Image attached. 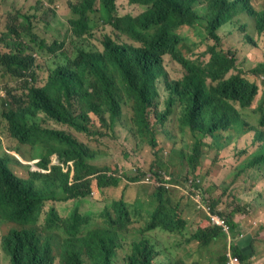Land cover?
Returning <instances> with one entry per match:
<instances>
[{
    "label": "trees",
    "instance_id": "16d2710c",
    "mask_svg": "<svg viewBox=\"0 0 264 264\" xmlns=\"http://www.w3.org/2000/svg\"><path fill=\"white\" fill-rule=\"evenodd\" d=\"M96 1L78 0L70 5L73 10L69 7L74 19L71 22L80 29L73 36L81 40L80 44L70 38L42 37L35 32L30 19L16 18V23L8 18L6 28L0 29L10 39L9 49H0V70L4 76L24 82L21 94L12 96L8 91L4 94L2 116L10 135L31 145L33 155L42 157L37 160L39 166L44 169L49 166L48 173L32 170L34 178H40L44 188L49 184L55 188L54 195L44 199L27 180L15 179L0 155V239L9 258L5 264H54L58 258L59 264H119L115 256L124 248L128 235L133 236L128 264H151L157 253L146 233L155 230L175 235V239L178 236L176 245L186 231L187 244L195 241L200 249H208L221 234H226L231 248H227L225 258L222 253L209 264H228L230 259L248 264L252 255L256 257L254 254L264 261V237L258 230L254 235L237 232L234 223L233 216L247 215L249 206L240 207L235 202L231 209L219 210V201L207 192L206 181L199 178V175L207 177V171L195 175L199 166L217 163L218 152H224L236 135L249 133L251 129L254 132L249 147L254 149L248 151L243 147L234 154L233 179L242 176L247 183L251 171L264 169V89L259 98L260 84H264V55L259 63L243 69L238 63L241 55L222 49L217 33L227 20L245 12L252 16L256 32L263 34L264 9L253 10L249 0H205V13L199 14L195 8L199 0H128L144 7L143 12L119 17L118 0H100L99 10ZM97 11L99 21L119 33L116 38L103 33L98 45L90 41L99 30L91 18ZM198 21L206 32L196 24ZM23 29L28 31L21 34ZM244 39L256 46L246 32ZM201 44H205L203 49H199ZM200 50L209 55L207 61L197 57ZM34 54L54 61L43 87L31 84L28 79H37ZM165 57L170 59L164 60ZM168 62L180 67L176 79L165 67ZM255 99L257 105L251 110L259 114V119L252 124L242 110L250 109ZM47 120L86 135L94 134L100 126L111 129L116 123L124 125L152 153L153 162L148 171L142 172L140 178H133L145 185L146 190L142 191L150 199L142 200L136 209L135 204L128 206L122 197L113 203V210L107 208L102 212L104 220L100 224L93 223L90 216H83L77 207L68 216H59L61 202L86 197L93 181L99 188L107 177V169L86 164L87 147L66 129L45 127ZM162 128H176L181 138L186 136L188 145L178 142L179 148H172L166 158L158 155L155 132ZM205 139H210V143ZM234 145L239 147L237 142ZM203 148L211 149L203 153ZM211 150L216 152L212 158ZM54 157L63 164L52 165ZM173 157L184 161L194 176L179 179L177 170L169 171ZM167 175L169 179L165 180ZM108 180L117 184L112 178ZM172 183L179 187H172ZM174 189L182 192L181 200H174ZM184 196L189 200L194 197L195 208H199L200 200L210 214L224 221L227 229L210 223L208 216H204L207 224L188 226L191 213L182 210L186 207L182 202ZM46 202L52 204L46 210L45 220L34 224L33 217L43 212ZM154 203L143 219L145 207ZM252 211L254 208L249 215ZM140 220L141 227L132 231L131 226ZM194 225L198 227L191 231ZM62 234L66 237L59 241L61 247L57 253L58 246L53 242L61 239ZM239 238L242 239L234 243ZM210 255L217 254L210 252ZM173 264H186V261L179 258ZM190 264L199 262L193 258Z\"/></svg>",
    "mask_w": 264,
    "mask_h": 264
},
{
    "label": "rangeland",
    "instance_id": "374dc122",
    "mask_svg": "<svg viewBox=\"0 0 264 264\" xmlns=\"http://www.w3.org/2000/svg\"><path fill=\"white\" fill-rule=\"evenodd\" d=\"M76 2H78V0H0V29H5L7 19L12 10L22 8L24 13L35 16L33 19L35 32L49 40L54 39L55 36L64 39L68 33L70 39L76 42L79 41L76 44H80L81 40L73 36L74 34H78L80 29H77V26L71 22L74 19H72L73 14L70 11V5L76 4ZM204 2L205 0H199L195 4V8L198 9L199 12L205 11L204 6L206 4ZM41 3L44 7H51L54 11L52 13H47ZM99 4L100 0H97V10H99ZM249 4L253 10L259 11L264 9V0H249ZM57 6H59V8H57ZM116 6L118 8V15L120 16L127 14L137 16L144 10V7L141 5L132 4L128 0H118ZM99 16L100 14L98 11L91 14L94 25L99 27V30L95 32L96 36L90 39V41L96 45H98L103 38V33L115 35L110 25H105L103 22L99 21ZM22 27L28 28L30 25H23ZM23 31L28 30H21V34ZM245 32L254 38L256 46L250 44L243 38ZM218 34L221 37V45L224 47H222V49H231L235 52L237 51L238 56L241 55L242 60L238 63L243 69L249 68L250 65L254 66L256 63H259L258 61L263 60L264 35H258L254 30V21L251 15L241 12L234 17L232 23H223L218 29ZM9 40L10 39L6 37V33H0V49H9ZM19 41L20 39H18V42ZM67 42L72 43L70 41ZM91 47L94 48V46ZM204 47L205 44H201L199 49H203ZM202 53L203 50L198 51L197 57L205 62L208 60L209 55ZM168 59L170 58L165 57L164 60ZM37 64L38 84L44 85L48 75V68L52 64V61L47 56H41L37 59ZM165 67L169 75L173 78H177L181 73L179 72L178 74L180 67H175V64L171 62L166 63ZM260 85L262 89L260 88L261 93L259 92V98L262 97L264 89V84ZM18 88H21V92L18 91ZM6 90L10 91L13 95L21 94L23 92V83L13 82L8 78H4L3 72L0 70V155L4 156V154H10L18 158L24 165L18 166L15 161L10 159L5 161V164L11 167L14 178L18 180H27V182L33 186L34 191L44 197V199H49L54 195L55 188H53L52 184L44 188L40 178H34L33 172L35 169L42 173L49 172L37 167L38 164L36 160L42 157L33 155L31 146L23 145L21 142L14 139V136L10 135L8 123L2 116L1 112L3 109L1 100L5 99L3 94L6 93ZM256 105L257 100L255 99L250 109L242 110L243 115L252 124L258 122L259 119V114L251 110L252 107ZM45 126L61 130L66 129L73 133L72 135L80 143L84 144L89 151V154L85 157V163L96 169H107V177L102 185L99 184V188L96 187V181H93L91 184V191L86 197L68 202H61L58 205L59 216L66 217L74 207H77L83 216H90L93 223L100 224L104 220V217L102 218L101 216L102 212L107 208L113 210V203L120 200L122 197L124 201L127 202L128 206L135 204L136 209L140 207L142 200L150 199V197L142 191L146 190L145 185H141V181H135L133 178H140L142 172L148 171L149 165L153 162L152 153L146 145H143L142 142L133 137L124 125L116 123L111 129L100 126L95 129V133L92 135L76 133L72 129L55 124L51 121H45ZM163 129L166 130L164 131ZM253 132L254 130L251 129L249 133L236 135L234 141L227 148L225 147L224 152L223 150L218 152L217 163L214 165L203 164L199 166L195 175L198 176L199 172L202 174L207 171V177L199 175V178L201 180L202 177L206 181L205 186L207 192L219 201L217 205L219 210L231 209V206H234L235 204L233 203L235 202H238L237 204L240 207L248 205L249 207L246 209L249 210V213L254 208L251 215H249V213L247 215L236 213L233 216L234 223L238 226L237 232H250L254 235L255 230H258L259 235L264 237V169L251 171V178L246 179L247 183L242 176L235 180L233 179L235 175L234 165L232 164L234 154L243 147H247L248 151L254 149V147H249L252 136L251 133ZM155 137L159 147L157 154L164 158L172 153V148H179V146H177L178 142H183L188 145L186 136L181 138L176 128L158 129L155 132ZM210 141V139H205L206 143H210ZM235 142H237L239 147L234 145ZM210 149L211 148H203L202 152L205 153ZM91 153L93 156H91ZM215 154L216 152L211 150L210 157L212 158ZM170 166L171 168L169 171L177 170L180 173L179 179H183L184 176H188V178L194 176L193 173L189 172L184 161L181 162L178 157H173ZM168 177L167 175L165 180H167ZM109 178L117 181V184H111L108 180ZM147 178L148 173H146L145 180H147ZM143 182L145 183V181ZM250 186H252V188H249ZM173 192L174 200L175 198L176 200H181L182 192L175 191V189ZM137 195H139V197L135 198ZM258 195H261L262 199H259ZM190 200L187 197L182 200L186 205V207L182 209L184 213H191L187 218L188 226L195 223H198V226L207 224L205 220L206 217L204 216H208V219H206L211 223L210 217L213 215L209 213L207 207L202 203L200 204V200H198L197 204L199 208H195L193 199ZM155 203L153 206L145 207L142 213V216H144L143 219H145L146 215L153 209ZM50 204H52V202H46L43 212L40 211L36 217H33L34 224L38 220H40V223L45 220L46 210L50 209ZM141 223H143L142 220L136 221L131 226L132 231H137L141 227ZM196 226L197 225H194L190 230L195 231L198 227ZM61 236V239H58V241L54 240L53 242L58 246L55 248V252L57 253L61 247L59 241L66 237L64 234ZM174 236L160 230L146 233V237L154 243V252L157 253L153 256L151 264H173L174 261L179 258L186 261V264H190L193 258L198 260L199 264H209L210 260L217 258L222 253L225 258V253L228 252L227 248L230 246V239L226 234H221L217 238V243H212L208 249H200L198 243L195 241H191L187 244L184 238H189V234H187L186 231H184V237H181V242L178 245H176V243H178V236H176V239ZM240 239L242 238L234 240V243L237 244ZM1 240L2 239H0V264H5V261L9 262V258L3 252ZM126 240L124 248L118 252V256H115L119 264H126L124 259L130 252V243L133 240V236L128 235ZM180 246H183V248ZM192 252H194L193 255H191ZM210 252L216 253L217 255L210 257ZM254 255L256 258L249 260L248 264H264L263 259H260L258 254Z\"/></svg>",
    "mask_w": 264,
    "mask_h": 264
},
{
    "label": "clouds",
    "instance_id": "9594fccd",
    "mask_svg": "<svg viewBox=\"0 0 264 264\" xmlns=\"http://www.w3.org/2000/svg\"><path fill=\"white\" fill-rule=\"evenodd\" d=\"M41 5L43 6V4L41 3ZM69 7V6H68ZM205 7V6H204ZM43 8L47 11V13H52L54 10L51 8V7H44L43 6ZM57 8H59V6H57ZM206 8V7H205ZM196 10H198V9H196ZM201 12V11H200ZM200 12L198 11V13L200 14ZM203 13H205V11L204 12H201V14H203ZM128 15V14H127ZM119 17H123V16H120V15H118ZM125 16V15H124ZM9 17L10 18H12L13 19V21L14 22H16L17 23V20H16V18H18L19 20H24V19H30V20H32V22H33V24H34V21H33V19L35 18V16L34 15H30V14H28V13H24L23 12V9L22 8H19V9H16V10H12L11 12H10V14H9ZM8 17V18H9ZM8 20V19H7ZM233 20H234V17H232V18H230L229 20H227L225 23L227 24V23H232L233 22ZM102 22V21H101ZM7 24V23H6ZM196 24H199L200 26H201V29L204 31V32H206V30H205V27H204V25L201 23V22H197ZM221 27V26H220ZM6 28V27H5ZM110 28L115 32V35H113V34H110V33H107L108 35H111L112 37H115L116 38V36L119 34L113 27H111L110 26ZM255 30V29H254ZM256 31V30H255ZM37 33V32H36ZM217 33H218V30H217ZM38 35H40L39 33H37ZM106 34V35H107ZM249 35V34H248ZM258 35H264V33L263 34H258ZM40 36H42V35H40ZM42 37H44V36H42ZM103 37H104V35H103ZM70 38V35L67 33V35L65 36V38L64 39H69ZM243 38H244V36H243ZM253 38V37H252ZM254 39V38H253ZM255 41V40H254ZM255 43H256V41H255ZM63 51H67L68 53H72L71 51H69L68 49H64ZM36 57H37V59L39 58V57H41L40 55H36V54H34ZM51 61H52V64L49 66V68H48V75H49V70H50V68L51 67H53L54 66V61H53V59H50ZM34 68H35V70H36V74H37V79H36V81H33L32 80V78L31 77H28V79H29V82L31 83V84H34V85H36L37 87H43V86H45V83H46V81H47V79H48V75H47V78H46V81H45V83H44V85H39L38 84V64H37V61H36V66H34ZM3 77L4 78H8V79H10L11 81H13V82H21V83H24L23 81H15V80H13L11 77H9V76H4L3 75ZM173 79H176V78H173ZM163 90L165 91V88H163ZM7 91V90H6ZM8 92H10V91H8ZM11 93V92H10ZM12 94V93H11ZM4 95V94H3ZM12 96H15V95H13L12 94ZM123 112H124V114H125V111H124V109H123ZM47 121H51V120H47ZM45 122V121H44ZM52 122V121H51ZM45 127H47V126H45ZM47 128H50V127H47ZM50 129H55V128H50ZM55 130H59V131H62L61 129H55ZM72 130H74L73 128H72ZM75 131V130H74ZM14 139H16V138H14ZM17 140V139H16ZM18 141V140H17ZM19 142V141H18ZM23 144V143H22ZM23 145H29V144H23ZM29 146H31V145H29ZM31 148H32V153H35V151H33L34 150V148L31 146ZM7 153V152H6ZM2 156V155H1ZM1 159H3V160H5V161H7V160H12V161H15V163H16V165H18V166H22V165H24L18 158H16V157H14V156H11L10 154H4V156H3V158H1ZM54 160H53V162H52V165L53 164H56V165H60V164H63L58 158H53ZM37 161V160H36ZM39 163L40 162H38L37 161V164H38V168H40V169H44V168H42V167H40L39 166ZM60 163V164H59ZM69 164H72V163H69ZM8 166V165H7ZM50 166H51V162H50ZM9 168H10V170H11V167L10 166H8ZM31 169V168H30ZM44 170H46V171H49V172H51L50 170H49V166H48V169H44ZM34 171H38L39 173H41V174H43L41 171H39V170H37V169H35ZM167 179H169V177L167 178ZM171 186L172 187H174V188H178L179 186L178 185H176V184H174V183H172L171 184ZM186 187H187V192H190L191 191V188L188 186V185H186ZM192 198H194V197H190V199L192 200ZM197 199V198H196ZM132 243H133V240L131 241V243H130V252L125 256V263L126 264H128V261H127V257L131 254V252H132V248H133V246H132ZM116 256H118V253L116 254ZM252 257H254L253 255H252ZM252 257H250V260L251 259H254V258H252ZM59 261V258L56 260V262L55 263H57ZM116 262H118V259H117V261ZM54 263V264H55ZM240 264V263H239ZM244 264H246V263H244Z\"/></svg>",
    "mask_w": 264,
    "mask_h": 264
},
{
    "label": "built area",
    "instance_id": "2783aa9c",
    "mask_svg": "<svg viewBox=\"0 0 264 264\" xmlns=\"http://www.w3.org/2000/svg\"><path fill=\"white\" fill-rule=\"evenodd\" d=\"M210 220H211L212 224H215L217 226H221L224 228V230L227 229L224 221L222 219H220L219 217L213 215L210 217ZM228 264H239V263L235 259H230Z\"/></svg>",
    "mask_w": 264,
    "mask_h": 264
},
{
    "label": "crops",
    "instance_id": "0c3cea01",
    "mask_svg": "<svg viewBox=\"0 0 264 264\" xmlns=\"http://www.w3.org/2000/svg\"><path fill=\"white\" fill-rule=\"evenodd\" d=\"M252 258H256V257H252ZM261 259V258H260Z\"/></svg>",
    "mask_w": 264,
    "mask_h": 264
}]
</instances>
